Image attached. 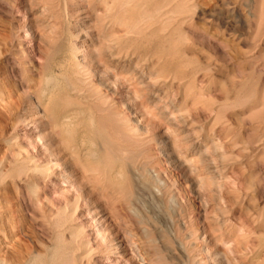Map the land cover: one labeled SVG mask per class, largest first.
<instances>
[{
  "label": "rangeland",
  "instance_id": "374dc122",
  "mask_svg": "<svg viewBox=\"0 0 264 264\" xmlns=\"http://www.w3.org/2000/svg\"><path fill=\"white\" fill-rule=\"evenodd\" d=\"M119 1L0 0V264H264V0Z\"/></svg>",
  "mask_w": 264,
  "mask_h": 264
},
{
  "label": "bare ground",
  "instance_id": "6f19581e",
  "mask_svg": "<svg viewBox=\"0 0 264 264\" xmlns=\"http://www.w3.org/2000/svg\"><path fill=\"white\" fill-rule=\"evenodd\" d=\"M119 1V0H118ZM123 1V0H122ZM126 1V0H125ZM123 2V3H126L127 4V2ZM129 1V0H128ZM141 0H139L138 2H140ZM143 1L144 0H142V3H143ZM149 1V0H148ZM147 1V2H148ZM153 1V0H152ZM154 1H156V0H154ZM146 2V1H145ZM158 1H156V3H157ZM118 4L119 3H121L120 1L119 2H117ZM142 3L141 4H139V5H135V6H142ZM131 5H132V3H130ZM145 4V3H144ZM158 5V4H157ZM160 5V4H159ZM162 5V4H161ZM151 6V5H150ZM123 7V6H122ZM126 6H124V8H125ZM132 7V10L134 9V8H137V7H134V4H133V6H131ZM134 7V8H133ZM154 7V6H153ZM155 7H156V5H155ZM130 8H129V6H128V10L126 9V11H130L129 10ZM135 11V10H134ZM134 11H132V13L134 12ZM131 12V11H130ZM142 12V11H141ZM143 12H144V10H143ZM149 11H145L144 12V16H147V18H148V16H149V13H148ZM150 12H152V11H150ZM151 14V13H150ZM140 16V15H139ZM152 16V15H151ZM121 17L122 16H120V18H118V19H120L121 20ZM150 17V16H149ZM124 18V17H123ZM126 18V17H125ZM129 18H132L131 16L129 17ZM142 18H144V17H142ZM132 19H134V18H132ZM131 19V20H132ZM146 19V18H145ZM127 21H128V19H127ZM126 21V22H127ZM130 21V20H129ZM128 21V22H129ZM115 22V21H114ZM118 22H119V20H118ZM125 22V23H126ZM134 22H135V19H134ZM135 25V24H134ZM105 26V25H104ZM129 28V27H128ZM153 31V30H152ZM157 32V31H156ZM81 36V33L80 34H77V35H75V37H80ZM125 36V35H124ZM145 39V38H144ZM73 52V51H72ZM108 57V56H107ZM100 60V59H99ZM73 62V61H72ZM75 63V62H74ZM70 65H72V64H70ZM65 69V68H64ZM97 71V70H96ZM109 72V71H108ZM115 73V72H114ZM105 75H106V73H105ZM49 77V76H48ZM64 77V76H63ZM119 82V81H118ZM122 82V81H121ZM61 83V82H60ZM126 82H124V84H125ZM57 84H59V83H57ZM56 84V81L54 80V78H52V77H49V78H47L45 81H44V83H43V88L45 89H43L44 90V94L46 95V93L48 94V92L50 93L51 91H52V89H54V88H56L58 85ZM127 87V86H126ZM61 88V87H60ZM63 88V87H62ZM58 89V88H57ZM59 90H61V89H59ZM58 91V90H57ZM59 92V91H58ZM54 93H52V95H53ZM41 95H42V93H41ZM56 95V94H55ZM51 96V95H50ZM172 143V142H171ZM84 144V143H83ZM95 158V157H94ZM97 158V157H96ZM102 225V224H101ZM114 248V247H113ZM138 248V247H137ZM116 251L120 254V257H122V258H126V257H128V259H131V260H128V259H125L126 260V262H128V263H130L131 264V262L130 261H132V262H134L135 264H145V258H144V255H141V257L139 258V257H137V255L139 256V254H140V252L135 248V247H133V246H131V245H129L128 244V242H127V237L125 236V235H122L121 236V239H120V241H119V244L118 245H116ZM54 255V254H53ZM52 255V256H53ZM56 257V256H55ZM128 260V261H127ZM54 261V260H53ZM52 262V261H51ZM226 262V261H225ZM125 263V262H124ZM115 264V263H114ZM226 264H227V262H226Z\"/></svg>",
  "mask_w": 264,
  "mask_h": 264
}]
</instances>
